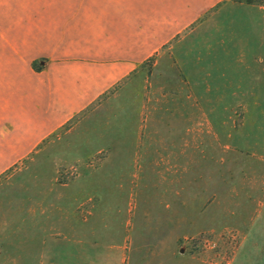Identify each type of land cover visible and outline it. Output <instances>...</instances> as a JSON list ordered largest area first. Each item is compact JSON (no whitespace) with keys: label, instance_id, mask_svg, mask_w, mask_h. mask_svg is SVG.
<instances>
[{"label":"rangeland","instance_id":"obj_1","mask_svg":"<svg viewBox=\"0 0 264 264\" xmlns=\"http://www.w3.org/2000/svg\"><path fill=\"white\" fill-rule=\"evenodd\" d=\"M0 264H264V7L217 0L3 161Z\"/></svg>","mask_w":264,"mask_h":264},{"label":"crops","instance_id":"obj_2","mask_svg":"<svg viewBox=\"0 0 264 264\" xmlns=\"http://www.w3.org/2000/svg\"><path fill=\"white\" fill-rule=\"evenodd\" d=\"M216 3L0 0V170L159 55Z\"/></svg>","mask_w":264,"mask_h":264},{"label":"trees","instance_id":"obj_3","mask_svg":"<svg viewBox=\"0 0 264 264\" xmlns=\"http://www.w3.org/2000/svg\"><path fill=\"white\" fill-rule=\"evenodd\" d=\"M229 1L237 4H244L247 6L264 7V0H229ZM33 68L37 72H40L43 69V67H41L37 62L33 63Z\"/></svg>","mask_w":264,"mask_h":264}]
</instances>
